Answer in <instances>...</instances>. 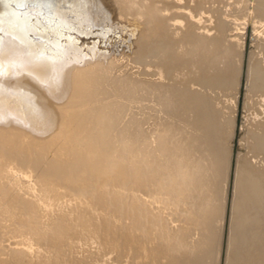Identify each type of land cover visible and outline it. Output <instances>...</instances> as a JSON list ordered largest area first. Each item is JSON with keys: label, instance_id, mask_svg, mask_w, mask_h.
Returning a JSON list of instances; mask_svg holds the SVG:
<instances>
[{"label": "bare ground", "instance_id": "1", "mask_svg": "<svg viewBox=\"0 0 264 264\" xmlns=\"http://www.w3.org/2000/svg\"><path fill=\"white\" fill-rule=\"evenodd\" d=\"M0 13V264H264V0Z\"/></svg>", "mask_w": 264, "mask_h": 264}, {"label": "snow or ice", "instance_id": "2", "mask_svg": "<svg viewBox=\"0 0 264 264\" xmlns=\"http://www.w3.org/2000/svg\"><path fill=\"white\" fill-rule=\"evenodd\" d=\"M38 2H41V0H0V3L9 4V5L15 4L21 8L25 7L28 4L38 3ZM45 2H46V0H45ZM3 15H4L3 13H0V17H2ZM2 25H3V21L0 20V34H2L4 32V27ZM13 26H15V25H13ZM0 43H2V41H0Z\"/></svg>", "mask_w": 264, "mask_h": 264}]
</instances>
